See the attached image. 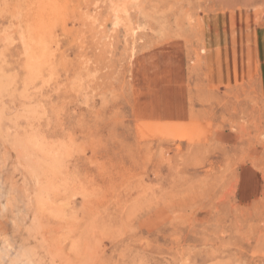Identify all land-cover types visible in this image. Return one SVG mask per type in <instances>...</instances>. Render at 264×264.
Listing matches in <instances>:
<instances>
[{"label": "rangeland", "instance_id": "1", "mask_svg": "<svg viewBox=\"0 0 264 264\" xmlns=\"http://www.w3.org/2000/svg\"><path fill=\"white\" fill-rule=\"evenodd\" d=\"M0 264H264V0H0Z\"/></svg>", "mask_w": 264, "mask_h": 264}, {"label": "bare ground", "instance_id": "2", "mask_svg": "<svg viewBox=\"0 0 264 264\" xmlns=\"http://www.w3.org/2000/svg\"><path fill=\"white\" fill-rule=\"evenodd\" d=\"M28 205V204H27Z\"/></svg>", "mask_w": 264, "mask_h": 264}]
</instances>
